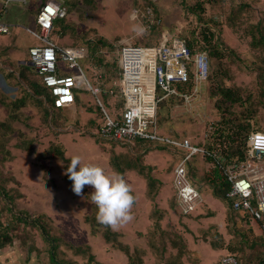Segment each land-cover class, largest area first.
<instances>
[{
    "label": "rangeland",
    "instance_id": "1",
    "mask_svg": "<svg viewBox=\"0 0 264 264\" xmlns=\"http://www.w3.org/2000/svg\"><path fill=\"white\" fill-rule=\"evenodd\" d=\"M57 1L66 10L64 18L69 28L64 38L59 37L63 35L56 27L49 37L62 46L89 42L88 56L80 60V66L92 86L100 85L98 98L108 111H114L119 98L113 95L104 98L102 89L117 80L121 44L150 45L152 41L160 40L162 32L166 36L187 37V40L195 38L198 45L205 47L204 51L210 58V75L198 95L189 101L164 99L158 104L156 118L162 133L187 137L202 145L214 144L217 148H225L217 143L216 133L213 132L226 126L230 133L227 120L230 123L238 122L251 111L250 124L252 122L253 127L264 129V49L263 44H257L264 36V0ZM145 1L154 2L160 21L159 29L146 33L142 30L145 27L142 19L144 10L138 6ZM40 4L39 0H32L25 5L24 11L8 6V14L7 8L0 13L8 21L14 20L20 24L14 25L8 35L0 34V123L10 121L9 112L16 117L11 130L0 126V184L9 183L14 193L19 192L18 196L15 195L14 203L7 206L2 205L4 200L0 196V221L5 222V217L10 214V222L14 224L13 214L19 211L29 212L32 217L44 213V220L48 219L52 223V235L58 238L55 242L58 259L64 258L71 264H88V253L75 254L67 243L74 246L89 244L93 247L95 258L104 264H128L127 256L118 243L103 240L101 231L105 226L98 222L91 226L85 220V215L90 214L92 209L98 211L90 199L94 189L85 186L82 196H77L65 180V164L68 166L71 157L78 155L82 164L99 165L109 175L114 172L120 174L115 171L113 163L123 168L120 175L131 185L135 202L131 210L133 220L116 230L119 234L117 239L129 246L132 255L138 254L143 258V264H155L159 259L151 248V240L158 242L155 239L157 236H151L153 217L158 213H161L160 229L166 233L162 242L167 246L159 261L161 264L165 263L169 254L176 255L171 239L180 237L182 244V239L186 243L190 241L186 238L191 237V234L200 235L198 230L201 232L213 223L220 226L227 249V244H231L244 257L255 258L262 244L261 235L251 230L249 221L241 218L236 220L226 202L224 205L214 196L207 197L203 200L209 207L199 205L188 216H182L171 185L174 156L178 158L177 154L173 155L170 150L155 145L130 146L104 141L96 136L94 131L98 128L102 114L92 93L77 89L79 93L74 104L60 109L52 108L49 103L39 106L35 100L43 99V96L33 98L27 80L22 77L23 72L27 79L37 81V74L31 65L20 63L19 60L27 62L28 46L37 43L26 28L35 29L34 19ZM133 7L140 9L137 14L132 11ZM203 32H211L213 39L210 43L216 45L221 56L208 53L211 48L203 40ZM99 37L107 45L92 49L91 43H96ZM253 43L257 46H253ZM220 87L232 89L241 101L228 106L219 93ZM19 98H24L25 103L20 104ZM44 108L50 112L45 122ZM55 148L61 149L68 158L66 162L58 158ZM208 163V160L196 156L190 162L189 175L204 192L209 193L210 190L212 193L207 177L215 179L214 167ZM140 167L142 173L138 172ZM144 175H151L156 181L149 187ZM217 179L223 181L221 176ZM207 208L219 214L208 216ZM199 216L200 222L197 219ZM250 221L256 222L254 219ZM28 228L25 229L28 231L25 235L26 244H32L30 246L36 252L37 243L38 248L43 250L46 247L48 252L49 245L41 238L38 229L30 225ZM18 238L21 237L13 239L16 245L20 243ZM205 240L211 242L212 237L207 236ZM206 246L214 251L209 244ZM189 248H194L193 242ZM33 250L30 254H34ZM46 251L44 249L40 253L45 263L49 253ZM226 251L230 252L229 249L215 251L209 264H218L220 255L226 254ZM196 254L182 256L180 263L177 259L175 262L201 264Z\"/></svg>",
    "mask_w": 264,
    "mask_h": 264
},
{
    "label": "built area",
    "instance_id": "2",
    "mask_svg": "<svg viewBox=\"0 0 264 264\" xmlns=\"http://www.w3.org/2000/svg\"><path fill=\"white\" fill-rule=\"evenodd\" d=\"M26 2L0 0V13L9 4ZM132 11L137 14L139 9L133 7ZM65 14V8L57 0H44L36 11L35 29L26 28L38 40L28 47L27 61L47 88L54 106L74 104L77 89L89 91L102 112L94 131L97 137L124 144L150 140L177 154L171 185L181 214H190L203 203L189 175V163L196 156L208 159L226 184L224 198L231 209L256 220L264 242V130L255 128L250 132L242 158L226 160L215 149L187 137L162 133L157 127L156 112L161 101L170 98L189 101L200 93L210 75L207 54L202 50L191 51L183 37L162 32L156 44L122 43L118 50L117 80L102 89L103 94L119 98L114 111H108L98 98L100 85L92 86L80 66V60L88 56V48L83 44L58 45L49 37L54 20ZM144 14L151 23V6H146ZM10 29L11 24L0 15V34H8ZM220 263L237 264V258L227 253L220 257Z\"/></svg>",
    "mask_w": 264,
    "mask_h": 264
},
{
    "label": "trees",
    "instance_id": "3",
    "mask_svg": "<svg viewBox=\"0 0 264 264\" xmlns=\"http://www.w3.org/2000/svg\"><path fill=\"white\" fill-rule=\"evenodd\" d=\"M154 5H155L154 2H150V1L149 2L145 1V3L141 2L138 5L139 8L141 7L142 10H144L146 8V6H151V9H152V15H151L152 20H151V23H150V20L147 18L148 16L145 15L144 11H143L142 19H144V24L143 25H145V27L142 30L144 31V33L159 29L160 21L158 23L155 22L156 20H159V18H158V15L156 13L157 10H156ZM68 26H69V24H68L67 20L64 18V16L58 17V18H56L54 20L53 28L50 31V34L53 32V30L56 27V28L60 29L61 30V34L64 35L65 31L68 30V28H69ZM202 38L209 45V47L211 48V49L208 50V53L211 56H213V55L221 56L222 53H221V51L218 50L216 45L214 43H212V44L210 43L212 41V39H213V35L211 34V32H209V34H207L206 32H203ZM184 39H185L188 47L191 49V51H196V50L197 51L198 50L204 51L205 47L198 45V41L195 38L189 39V40H187L186 38H184ZM87 43H89V42L82 43V44L84 46L88 47ZM156 43L157 42H153L152 41L151 44H156ZM91 44H90L91 48L94 49L98 45H102V46L107 45V42L104 41L103 38L99 37L97 39L96 43H94V44L91 43ZM257 44H260V45L263 44L262 48L264 49V36L261 37L260 41ZM72 45H79V44H72ZM253 46H257V45L255 43H253ZM209 47H207V49ZM207 56H208V54H207ZM208 59H209V68H210V58H209V56H208ZM22 77L27 80L28 88L31 91L30 95H32L33 98L37 97L38 95L39 96H41V95L43 96V99H36V100L34 99L36 102H38L39 106H42V103H49L51 105V107L54 108V109L64 108V107H55L54 106V104L52 102L51 95L49 94L47 88L42 85V83H41L39 78H38L37 81L29 80V79H27L26 75L23 72H22ZM219 93L223 97L222 99L224 100V102H228V106L233 105L234 103H237V102L241 101L239 96L234 95L232 89H229V88H226V87H220L219 88ZM102 95H103L104 98H107V97L110 96V95L103 94V93H102ZM170 99H172V98H170ZM18 101H19L20 104H24L25 103V99L24 98H19ZM106 105L108 106V101H106ZM99 108H100V106H99ZM114 108H116V107L114 106ZM99 110H100V113L102 114L101 108ZM9 114H10L9 115V120L11 122L10 121L1 122L0 126L1 127L5 126L8 130H11L12 127H13L12 121L16 117L11 112H9ZM43 114H44V122H45L47 117H49L50 112H49V110L47 108H44L43 109ZM252 114H253V111L247 113L246 115L243 116V119L238 121V122H231L230 123V120H227V125H228L227 127L231 128V132L230 133L228 132V130H226V126L223 127V129H219L218 132L217 131L213 132V133H216L214 135H216L215 138L218 141L217 143H219L220 146H223L225 148H217L216 145H214V144H209V145H205L204 144V146L207 147L208 149H215L226 160H229L230 158L231 159L232 158H237V159L238 158H242L245 142H246V139H247L248 135L250 134V132L253 129L258 128V127H252L253 123L251 122V124H250V122H249V120L252 117ZM236 119H235V121H236ZM97 126H98V124H97ZM157 127H158V130L160 131L158 123H157ZM259 130H262V129H259ZM171 135L172 136H177V135H173V134H171ZM99 139H101V138H99ZM101 140H103V139H101ZM111 142L117 143L116 141H111ZM199 144H201V143H199ZM129 145L130 146L131 145H134V146L137 145V146H140V147L141 146H146V145H149V146H151V145L154 146L155 145L156 147H162L163 146V145H160L159 143H156V142L150 141V140H148V141L135 140L132 144H129ZM163 148H167V147L163 146ZM54 150H55V152H57L56 154H57L58 158L62 159L65 162L68 160V158L63 156L64 154L61 151V149L55 148ZM171 153L173 155L175 154L172 151H171ZM194 158H196V157H193V159ZM175 159H176V157L174 156V160ZM112 165H113L115 171L117 170V172L122 174V172H123V168L122 167H119L115 163H113ZM189 165H190V163H189ZM67 167L68 166H66V164H65V168L66 169H67ZM131 168H129V169H131ZM213 170H214L215 179H213L214 177L211 179V178H209V176L208 177L206 176L208 178L209 183H210L209 185H210V188L212 189L213 196L215 198L219 199L220 201H222L223 203L226 202L229 210L234 214V217H235L236 220L241 218V219H244L245 221L247 220V222L250 221L251 219H249V215L248 214L246 216H242L236 210L231 209L230 203L224 198V191L227 188L226 184L223 181L222 182L218 181L217 178L218 177L220 178V176H221L220 172L218 171V168L214 167ZM138 172L142 173V168L141 167L138 168ZM144 177L147 179V184L149 185V187L151 186V184L154 181H156V179L153 178L151 175H144ZM65 180H66L67 184L72 188V181L68 178V176L66 174H65ZM8 184H6V183L5 184H0V189H1V195L0 196H1V198L4 201H6V203H5L2 200L3 201L2 202L3 206H5V205L7 206V204H10L11 202L14 203L15 197L17 195H19V192L17 191V192L14 193L13 192L14 190H12V188L7 186ZM193 184L197 188H200V187H198L196 185V183L194 181H193ZM148 191H150V188H149ZM174 197H175V195H174ZM174 200H175V198H174ZM175 203H176V201H175ZM203 205L206 206L205 203ZM224 205H225V203H224ZM5 208H7V207H5ZM228 208H227V210H228ZM213 213L214 212L212 210H207V214L208 215H211ZM96 215H97L96 209H94V210L92 209L90 214L85 215V220L89 224H91V226H92V224H94V225L98 224V223H96L97 222L96 221ZM227 215H228V212H227ZM182 216H188V215L182 214ZM44 217H45L44 213H37L35 216L32 217L29 214V212H20L19 211L17 213L15 212V214H13L14 224H11V222H10V220H12L11 215L9 214L8 216H6L5 217L6 218L5 222L0 221V248H2L3 246H5L7 244H12L13 243V239L15 237H21V238H18L20 240V242L21 243H27V239H26L25 235L28 234V231H26L25 229H29L28 227L30 225L31 227L34 226V227H36V229H38V232L40 233V236L44 240H46L47 244L49 245V251H48L49 252L48 253L49 254V261L52 264H71L70 262L65 261L64 258L63 259H60V258L58 259V257L56 256V253H55V249H56L55 242H56V240L58 238H56V236L52 235V231H54V230L52 229L53 226H52L51 221L48 220V219L44 220ZM153 218H154V228H153V230L151 232V236H153L154 238L157 236V238H155V239L158 242L155 243V242H153L151 240V248L154 249V252L156 253V257L159 258L157 260V262H155V264H161V263H159V261H160L161 258H163L162 254H164L165 251L167 250V246L162 242V238H164V235L166 233L163 232L160 229L161 213H158V215L154 216ZM227 220H229L228 216H227ZM11 225H12V227H11ZM201 232L202 233L204 232L203 233L204 239H206L207 236L212 237L211 242H212V246L214 248H217V247L218 248H224L225 247V243L223 242L224 239H223L222 235L219 233V231L217 229L212 230V229L208 228L206 230H202ZM101 235H102L103 240H105L107 243H112V242L118 243L117 245L119 246V248L121 250H123V252L127 256V263L128 264H143L142 260H141L143 258H141L138 254H135V256L132 255V253L129 250V246L122 244L120 242V240L117 239V236L119 235L117 231H114L111 228L105 227V229L103 231H101ZM261 237H262L261 238L262 239V244H261V247H258L260 249H259L258 253L256 254V256L254 255L255 258L251 259V258L244 257L242 254L239 253L240 250L234 249L231 246V244H227V247L230 250V252H228V253L233 254L237 258V264H249L250 260H252L251 264H254V263L255 264H264V247H263L264 246V242H263L262 234H261ZM159 238H161V239L158 240ZM177 238H179V240H176ZM176 239H171L170 240L171 246H174V248L176 249V255L174 256L172 253L169 254V258H167V260L165 259V263L163 262L164 264H176L175 259H177L176 261L180 263L181 262L180 258H182V256H185V255L190 256V255H192L190 253V250L187 248L186 243L184 242V240L182 239V241H183V244H182V242L180 241V237H176ZM67 245L73 249V252L75 254H83L84 255V254L88 253L87 254V262H88V264L89 263H91V264L92 263H94V264H104V262H102L101 260L95 258V254H94V252L92 250L93 247H91L89 244H86V245H82L81 244V245H75L74 246L73 244L67 243ZM256 258H257V260H256ZM218 264H221V263L219 262Z\"/></svg>",
    "mask_w": 264,
    "mask_h": 264
},
{
    "label": "clouds",
    "instance_id": "4",
    "mask_svg": "<svg viewBox=\"0 0 264 264\" xmlns=\"http://www.w3.org/2000/svg\"><path fill=\"white\" fill-rule=\"evenodd\" d=\"M70 161L65 174L72 181V191L77 196H82L85 186L94 189L90 199L98 209L96 220L99 224L116 231L133 220L131 210L135 197L131 185L122 175L115 172L109 175L104 168L96 164H82L81 157L78 155L71 157ZM208 162L210 163L209 160ZM199 192L201 193L200 190ZM201 195L203 197L202 193ZM204 203L203 200L200 206Z\"/></svg>",
    "mask_w": 264,
    "mask_h": 264
},
{
    "label": "crops",
    "instance_id": "5",
    "mask_svg": "<svg viewBox=\"0 0 264 264\" xmlns=\"http://www.w3.org/2000/svg\"><path fill=\"white\" fill-rule=\"evenodd\" d=\"M31 1L32 0H27V2L26 3H13L12 4V6L10 7V8H12V7H16V8H18L19 10H23L24 11V7H26L25 5H27V4H30L31 3ZM44 0H39V4H40V2L42 3ZM10 5V4H9ZM9 8V9H10ZM6 11V10H5ZM7 13L6 14H8V8H7V11H6ZM1 18L2 19H4L6 22H8V23H10L11 24V29L13 28V26L15 25H17V26H20V24H17V22L16 21H8L7 19H5L2 15H1ZM11 29H10V31H11ZM10 33V32H9ZM8 33V34H9ZM8 34H5V35H8ZM59 37H62V38H64L65 37V35H63V36H59ZM37 40V39H36ZM37 43H38V40H37ZM36 44V43H35ZM32 45H34V44H32ZM31 46V45H30ZM29 47V46H28ZM28 49V48H27ZM19 62L20 63H25L23 60H19ZM35 72V71H34ZM262 130H264V129H262ZM9 185V184H8ZM7 185V186H8ZM200 190H201V193L203 194V197L205 198V200H206V198L208 197H213V195H212V193H211V191L209 190V193H206V191L204 192L201 188H199ZM214 198V197H213ZM213 198H211V200L213 199ZM217 198H215V200H216ZM203 207H205V206H203ZM206 207H209V204H207L206 205ZM207 209H209V210H212V209H210V208H207ZM223 210V209H222ZM207 211V210H206ZM213 211V210H212ZM217 213H213V214H211V215H208V216H215ZM218 214H219V212H218ZM217 214V215H218ZM221 214H222V212H221ZM196 215H198V214H196ZM201 216H199L197 219H198V221L200 222V218ZM224 217H225V212H224V214H223V217H221V218H223L224 219ZM215 219H216V217H215ZM206 221H208V220H206ZM208 223V222H207ZM210 223H212V222H210ZM249 225H250V227H251V230H253V232L255 233V234H258L257 232H259V234L261 235V232H260V229H259V227H258V225H257V223L256 222H253V221H249V223H248ZM220 226L217 224V223H213L212 225H210V226H208V227H206L205 228V230L206 229H208V228H210V229H212V230H215V229H217L218 231H219V233L221 234L222 233V231L220 230V228H219ZM224 227H225V220H224ZM199 231V233H200V235H198V234H196V233H194V234H191V237H187L186 238V240H190V241H186V246H187V248L188 249H190L189 247H190V243L191 242H193L194 243V248H192V249H190V253L191 254H195V252L197 253L196 255L198 256V258H199V260H200V263L201 264H209V263H211V261H212V259H211V257H213L212 255L215 253V251H217L218 249H224V250H227L226 249V247H224V248H214L213 246H212V244H211V242H209V240H205L204 239V237H203V233L202 232H200V230H198ZM210 237V236H209ZM42 238V237H41ZM43 239V238H42ZM44 240V239H43ZM46 241V240H45ZM189 244V245H188ZM206 244H209L210 245V247L214 250V251H212L211 249H209L207 246H206ZM32 246V244H26V243H19V245L17 244L16 245V243L13 241V243L12 244H7V245H5V246H3L2 248H0V264H52L50 261H49V254H48V261L45 263L44 261H43V259H42V257H40V253H42L43 251H44V249H45V251H46V247L42 250V249H40V248H38L37 247V243L35 244L36 245V247L35 246H33V247H35V250H36V252L31 248V246ZM31 250H33L34 251V254H30V252H32ZM47 252V251H46ZM48 253V252H47ZM211 254V255H210ZM226 254H227V251H226ZM224 255V254H223ZM220 256H222V255H220ZM204 258V259H203Z\"/></svg>",
    "mask_w": 264,
    "mask_h": 264
},
{
    "label": "bare ground",
    "instance_id": "6",
    "mask_svg": "<svg viewBox=\"0 0 264 264\" xmlns=\"http://www.w3.org/2000/svg\"><path fill=\"white\" fill-rule=\"evenodd\" d=\"M187 38V37H186ZM55 124V123H54ZM90 128V127H89ZM163 147V146H162ZM64 156V155H63ZM202 161V160H201ZM209 164V163H208ZM18 196V195H17ZM6 206V205H5ZM9 206V205H8ZM11 207V206H10ZM7 209V208H6ZM11 209V208H10ZM250 226V225H249ZM11 239V238H10ZM264 247V246H263ZM235 253V252H234ZM256 256V255H255ZM258 256V255H257ZM257 260V258H256ZM259 261V260H258ZM260 262V261H259Z\"/></svg>",
    "mask_w": 264,
    "mask_h": 264
},
{
    "label": "water",
    "instance_id": "7",
    "mask_svg": "<svg viewBox=\"0 0 264 264\" xmlns=\"http://www.w3.org/2000/svg\"><path fill=\"white\" fill-rule=\"evenodd\" d=\"M25 63H26V64H28V65H31V63H30V62H28V61H27V62H25Z\"/></svg>",
    "mask_w": 264,
    "mask_h": 264
},
{
    "label": "snow or ice",
    "instance_id": "8",
    "mask_svg": "<svg viewBox=\"0 0 264 264\" xmlns=\"http://www.w3.org/2000/svg\"><path fill=\"white\" fill-rule=\"evenodd\" d=\"M51 11V10H50Z\"/></svg>",
    "mask_w": 264,
    "mask_h": 264
}]
</instances>
